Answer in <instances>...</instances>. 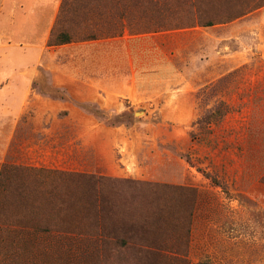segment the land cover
I'll list each match as a JSON object with an SVG mask.
<instances>
[{
  "label": "rangeland",
  "instance_id": "rangeland-1",
  "mask_svg": "<svg viewBox=\"0 0 264 264\" xmlns=\"http://www.w3.org/2000/svg\"><path fill=\"white\" fill-rule=\"evenodd\" d=\"M155 1L82 22L62 0L38 62L0 47V264H264V167H247L264 142V0H206L221 19L177 29ZM244 48L248 64L221 57ZM95 77L108 90L82 87Z\"/></svg>",
  "mask_w": 264,
  "mask_h": 264
},
{
  "label": "crops",
  "instance_id": "crops-1",
  "mask_svg": "<svg viewBox=\"0 0 264 264\" xmlns=\"http://www.w3.org/2000/svg\"><path fill=\"white\" fill-rule=\"evenodd\" d=\"M61 2L62 0H1L0 47L8 48L10 51L9 55H12V53L15 51V45H18L19 43H27L29 47L26 52L28 62H38L42 58V55L46 49L49 35V32L47 33V31L53 27L57 19ZM97 33H99V31H96L95 34L97 37L95 39L99 38ZM252 40L255 42V46H252V50H255V53H258L260 58L264 61V37L260 36L258 33L257 38H252ZM98 42L99 40H93L92 43L99 44ZM5 44H7L6 47ZM206 51L208 53V50ZM248 51L249 49L244 48L243 51H238L224 56L221 55V57L233 58L234 62L237 63L238 66H242L248 64L250 61L251 54H249ZM215 53L217 54L221 52ZM210 54H212L211 51H209V55ZM7 72L8 71H4V69H0V76H4L3 74L7 75ZM100 81L101 80H99L98 77H95L91 80H88L87 82L82 81L81 84L83 88L87 86V89L89 90H108L100 83ZM134 81L131 86L127 87V94L129 96H132L133 94L137 95L139 93L136 83V73H134ZM258 85L259 86L252 90V92L259 90V95L258 97H255L253 94L251 96L252 100H255V98L258 99L260 97L264 98V81H261L258 83ZM177 93L178 96L185 94L189 97V102L195 104V91L189 88L187 84H183V86L177 90ZM251 138L255 140L254 136H251ZM256 141L257 142L253 141L250 145L254 150V157L252 156V158H254V162H248L249 164L246 163L247 167H264V142L259 140ZM256 163H259V165ZM250 173L251 174L248 173V177H254V179L257 178L256 172L252 171ZM262 175L263 174H261L260 177Z\"/></svg>",
  "mask_w": 264,
  "mask_h": 264
},
{
  "label": "trees",
  "instance_id": "trees-1",
  "mask_svg": "<svg viewBox=\"0 0 264 264\" xmlns=\"http://www.w3.org/2000/svg\"><path fill=\"white\" fill-rule=\"evenodd\" d=\"M127 0H114V5H116L120 17L124 18L125 14L127 12ZM132 1V0H130ZM148 3L156 7V3H154L155 0H147ZM163 1L162 7L159 5L161 4L160 2ZM156 2V1H155ZM173 0H158V6L157 7V20H160L163 23H168V19H166L167 14L173 13L176 16L173 18L175 23L171 22L169 23L168 27L162 26L161 25L159 28L164 29H173V28H188V27H193L196 25L203 26V27H211L215 25V22L221 18L215 14H211L206 12H202V8L200 5L204 4L206 0H177L175 6L173 7L172 3ZM98 3V4H97ZM100 4H105V6H109L112 8V3H110V0H64L62 7H61V15L65 17L67 16H77L80 17L82 22L87 20L88 17H90L94 12L97 13V7H99ZM98 6H97V5ZM96 5V7H95ZM181 8L180 14L176 13L173 8ZM234 17H237V14L234 16L227 17L226 19L230 20ZM217 19V20H216ZM165 21V22H164ZM97 36L96 34L92 31L89 36H87V39H95ZM58 40L61 43H68L72 41L71 36L67 33H62L58 36ZM207 120V119H206ZM206 120H201L200 123H204ZM9 169V168H8ZM7 168H3L0 173V177L3 176L4 172L8 171ZM0 186H2V182L0 180Z\"/></svg>",
  "mask_w": 264,
  "mask_h": 264
}]
</instances>
